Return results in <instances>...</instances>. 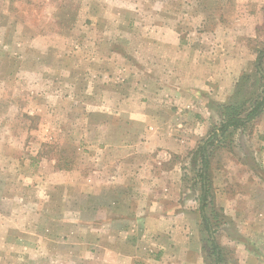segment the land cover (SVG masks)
I'll use <instances>...</instances> for the list:
<instances>
[{"label": "rangeland", "instance_id": "obj_1", "mask_svg": "<svg viewBox=\"0 0 264 264\" xmlns=\"http://www.w3.org/2000/svg\"><path fill=\"white\" fill-rule=\"evenodd\" d=\"M263 48L264 0H0V207L13 210L0 226V264H29L28 241L16 245L12 239L20 234L32 243L43 233L12 229L11 222L53 224L97 200L91 196L93 177L108 174L123 158L124 150L109 145L138 143L144 125L162 126L175 110L176 121L192 119L195 106L189 104L195 102H160L172 97L162 85L204 81V88H188L192 98L208 97L202 117L207 133L197 148L223 118L221 105L246 109L261 99L264 77L255 60ZM223 91L220 102L214 97ZM183 109L188 113L180 117ZM129 110H147L153 118L130 121L123 115ZM258 125L264 126V109L215 140L205 211L216 241L220 225L231 223L216 210L213 196L221 160L228 159L221 153L246 158ZM197 148L184 179L199 199ZM263 168L254 170L261 194ZM241 169L230 167L234 175L246 174ZM33 207L51 210L52 220L33 215ZM200 226L209 253V235ZM229 255H222L223 264H230Z\"/></svg>", "mask_w": 264, "mask_h": 264}, {"label": "crops", "instance_id": "obj_2", "mask_svg": "<svg viewBox=\"0 0 264 264\" xmlns=\"http://www.w3.org/2000/svg\"><path fill=\"white\" fill-rule=\"evenodd\" d=\"M200 82L204 84L199 80L194 83L183 80L176 85L174 82L170 89L162 85L171 90L172 97L162 100L153 97L160 102L194 101L189 104L192 108L195 106L192 119L176 121L175 110L162 126L151 122L144 125L138 143L108 146L124 150L123 158L115 160V165L107 169L108 174L101 171L93 177L95 187L91 196L97 200L92 205L75 209L73 218L58 217L54 225L28 222L19 227L17 222H11L12 229H28L34 235L43 231L41 236L38 234L40 239H33L32 243L30 237L22 239L20 234L12 239L16 245L28 241L29 252L33 251L32 257H28L29 264H213L201 236L197 193L186 186L184 179L192 151L207 133L202 117L208 97L192 98L188 90L204 88ZM226 94L223 91L214 98L222 102ZM186 112L183 109L180 117ZM123 115L130 121L143 123L153 118L147 110H129ZM250 138L246 158L228 150L221 153L228 159L221 160L219 170L223 175L213 192L216 210L231 222L220 225L221 235L216 241L222 255L230 253L227 259L230 264H264V204L261 201L264 194L257 189L260 177L254 171L264 166V126L253 128ZM214 164L211 162L209 167ZM231 165L241 166L246 174L234 175ZM248 180H252L250 187L245 185ZM12 211L0 207V226L7 220L5 215ZM31 212L52 220L47 216L52 211L46 207H33ZM229 227L233 229L228 230ZM35 242L43 247L41 254L35 253L38 246ZM16 258L17 262L21 260L19 255Z\"/></svg>", "mask_w": 264, "mask_h": 264}, {"label": "trees", "instance_id": "obj_3", "mask_svg": "<svg viewBox=\"0 0 264 264\" xmlns=\"http://www.w3.org/2000/svg\"><path fill=\"white\" fill-rule=\"evenodd\" d=\"M264 56V48L257 54L255 64L258 73L264 77V70L261 67V59ZM223 118L219 122L217 127L213 128L210 135L203 141V143L197 148V152L200 158L199 177H200V189L199 196V210L201 216V223L204 230L207 232L209 241V254L213 258V264L222 263V250L216 240L212 238V228L210 225L209 216L206 215V202L208 199V169L210 166V157L214 149L216 148L215 140L224 137L230 132V129L243 127L246 123L257 117L264 109V96L261 99L253 101L251 106L244 109L238 104H224L221 105Z\"/></svg>", "mask_w": 264, "mask_h": 264}]
</instances>
